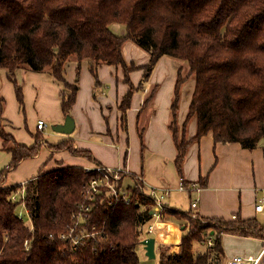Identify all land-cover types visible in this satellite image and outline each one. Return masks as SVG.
<instances>
[{
	"label": "trees",
	"instance_id": "obj_1",
	"mask_svg": "<svg viewBox=\"0 0 264 264\" xmlns=\"http://www.w3.org/2000/svg\"><path fill=\"white\" fill-rule=\"evenodd\" d=\"M111 24L124 25L125 33H116ZM126 41L148 54L143 66L125 59ZM164 55L188 64V74L177 72L167 125L175 146L174 165L186 186L187 149L202 135L210 133L214 142H238L246 149L264 142V0H0V69L13 82L22 109V88L15 77L18 68L47 72L69 88V93L59 92L66 116L76 99L83 61L94 88L99 84L100 65L121 66L127 90L117 107L124 126L137 90L129 73L144 67V80ZM69 61L76 63L72 83L65 77ZM189 74L194 86L179 127L181 85ZM4 104L0 94V139L11 156L9 168L36 155L42 142L38 133L31 145L17 141L5 127ZM191 119L195 130L188 138ZM48 147L52 153L65 149L101 165L88 149L74 148L70 139ZM98 174L81 165L60 163L23 183L4 185L0 175V264H140L138 241L154 201L136 185L129 186L128 202L112 197L106 186L88 197L89 180ZM81 204L89 209L76 225ZM20 208L29 224L20 217ZM168 214L183 226L177 242V251L181 249L168 264H222L225 233L264 239V223L256 216L203 217L189 206L165 204L158 219ZM71 227L76 233H95L74 244L60 238ZM209 236L211 245H207ZM194 243L204 249L194 253ZM159 256L157 247L158 264H165Z\"/></svg>",
	"mask_w": 264,
	"mask_h": 264
},
{
	"label": "crops",
	"instance_id": "obj_2",
	"mask_svg": "<svg viewBox=\"0 0 264 264\" xmlns=\"http://www.w3.org/2000/svg\"><path fill=\"white\" fill-rule=\"evenodd\" d=\"M162 59L163 57H160L155 65H159ZM0 70L2 71H0V94L5 99L2 116L6 129L14 135L17 141L27 145L35 142L34 135L37 133L41 136L40 141L42 142L36 155L24 158L14 167L8 168L11 156L2 147L0 139V175L4 180V185H9L23 183L38 172L49 169L50 165L56 166L57 162L63 163L55 158L59 151L52 153V149L48 147V144L53 143H47L46 138H44L43 134L46 127L42 130L38 129L36 124L34 127L35 119L36 122L42 118L59 120L60 122V119L65 117L61 110L59 96V92L63 87L60 82L54 80L47 72L22 70L21 80L23 81L21 88L23 111L25 112V117L22 118L13 82L6 77L4 70ZM153 70L149 76L153 77L151 85L156 86L154 104H152L148 113L143 112L141 104L144 93H142L141 89L145 91L147 87H137V90L132 95L130 107L126 111L125 125L122 126L120 123V110L116 102L120 100L123 93L127 90V84L122 82L120 72H116L110 65H100L98 67V86L101 88L100 93H96L94 92L96 87L94 88L93 80L87 70V62H83L80 78L82 81H88L89 83V91L85 95L84 100L89 112L80 108L78 115L81 117V122L84 118H87V121L89 120L90 122L99 121L100 119V122L105 126L104 130H100L102 133L104 132L103 136L101 135V140H105V144L101 146V144L90 141L92 132L90 130L93 129H89L90 133L87 135L86 140L80 139L79 142H76L71 137L65 139H70V143L74 148L88 149L93 159L101 165L121 168L125 172V176L132 180L134 177L142 178L145 192L147 190L149 192L152 187L155 188V192H159V189L163 186L170 187V193L164 200L166 205L180 208L189 206L194 213L203 217H223L227 219L232 214H239L242 218L257 217L258 213L253 210V202L264 189V142L253 149H246L238 142H214L210 133L202 135L198 141L192 142L187 149L183 164V177L189 181V184L183 190L178 189L177 183L180 177L174 165L175 146L167 126L176 78H173L172 75L170 87L166 90V95L163 96L164 98L161 101L158 98L160 91L157 87V82H154L155 78L153 75L155 70ZM114 73H118L119 80ZM142 73L140 70L130 72L129 76L133 84L139 83V80L142 81V76H140V74L143 75ZM69 75L71 79H66L68 81L74 80L75 63L73 70L70 68ZM15 77H18L16 73ZM147 80L148 78L144 79L143 84ZM79 91L80 88L71 108L74 128L76 124H80V120L75 117L76 102L80 100ZM181 93L180 104H182L183 109L185 107V110H187L192 89L189 88L187 96L185 90L182 89ZM117 98L119 99L117 100ZM183 102L185 103L184 107ZM27 106H34L37 110L36 115L33 114V111H29ZM97 107L99 109L97 110L98 115L95 111ZM185 110L183 111L184 114H186ZM141 118L142 145L138 141L136 130V123H139ZM131 125H133L132 130ZM194 130L195 120L190 125V136L193 135ZM130 138L133 141L132 146H130ZM109 146H114L115 149L109 148ZM64 151L67 153H65V158H68L74 164L87 167L92 166L94 163L79 155L71 154L68 156L70 152L65 149ZM192 202H195L194 206H191ZM153 220L155 221V233L148 234V236L144 233L142 236L144 238L142 242L144 243L139 246L146 258L152 260L154 264H158V260L157 263L155 260L157 258L156 246L164 238V228H175L178 239H181L183 231L180 229L181 225L178 224L172 215H166L163 220L157 218ZM148 238H155L154 250L156 255L154 258L149 257L147 254ZM254 238L252 236L229 235V233L223 234L221 240L223 254H226L227 257L235 254H256L260 249L259 244H262V239L255 238L259 244L254 250L249 246L248 240H254ZM203 249V246H197L196 253ZM220 261L225 263L226 260L220 258Z\"/></svg>",
	"mask_w": 264,
	"mask_h": 264
},
{
	"label": "rangeland",
	"instance_id": "obj_3",
	"mask_svg": "<svg viewBox=\"0 0 264 264\" xmlns=\"http://www.w3.org/2000/svg\"><path fill=\"white\" fill-rule=\"evenodd\" d=\"M110 28L113 31H115L116 33H120V34L125 33V26L122 25V24H111ZM123 53H124L125 59L128 62L132 61L134 65L136 64V65H139V66H143V64H145L147 62V60H148L147 59L148 54L143 49L139 48L138 46H136L131 41H126L124 43ZM162 57H163V59L160 61L159 65H155L154 66L155 67V69H154L155 71L153 70L154 71V75L153 76L155 78L154 82H157V87H158V89L160 91V95L158 94V96H159L158 98L161 101L164 98L163 96L166 95V90L170 87L169 85H170V79H171L172 75H173V78H176L178 70L180 71L181 75H183V76H185V74H188L187 73L188 72V64H187L186 61L175 59V58H173L171 56H168V55H164ZM69 62L70 63L67 62L68 64L66 63V65H65V77L68 80L71 79L70 75H69V70H70V68H72V70H73L74 63H75L74 61H72V62L69 61ZM83 62H86V61H83ZM82 63H81V65H82ZM75 66H76V63H75ZM113 66L114 65H110V67L112 69L114 68V70L116 72L117 71L120 72V78H121L122 82H124V79H123L124 75H123V71H122L121 66H114V67ZM22 70H24V69H22V68L16 69V74L18 76L16 79H17V83L20 84V85H22V81H23V80H21ZM135 70H140L141 72H144L145 68L144 67H140V68L135 69ZM114 74H115V77H117V79L119 80L120 78L117 76L118 73H114ZM140 76H142V75L140 74ZM73 78H74V76H73ZM147 78H148L149 81L147 80L146 82H144V84H143V80L142 81L139 80V83L134 84V86H137V87H140V88H142V86H143V88L147 87L145 91L141 89L142 93H144V98H143V102H142L141 106L143 107V112H145V113H148L150 111V109L152 107V104H154V98H155V94H156L155 89H154L156 86L151 85L153 77L148 76ZM145 80H146V78H145ZM68 82L72 83L73 80H70ZM60 83H61V86L63 87L62 90H64V92H66V93H69L70 89L66 88L63 85L62 82H60ZM78 84H79V88H80V91H79L80 100L76 102V107H75L76 108V113L75 112L74 113H75V117L78 120H80V124H76L75 128L73 129L72 132H70V133H62V132L54 130V126L63 123L64 120H65V117L61 118L60 122H59V120H54V119L46 120V119L42 118L44 120V122L46 123V128L44 129L45 131H44V134H43L44 138H46L47 143H56L59 140L65 139V138H68V137H71L76 142H79L80 139L86 140L87 135L90 133V131H92L91 132L90 141H94V142H96L98 144H101V146H103L105 144V140H101V135L103 136L104 132L102 133L100 130H102V129L104 130L105 126L102 124V122H100V119H99V121L90 122L89 120L87 121V118H84L83 121L81 122V117L78 115L79 114L78 111L80 110V108H82L83 111L89 112L88 111V106L87 105L85 106V104H84L85 95L89 91V83H88V81H86V82L82 81L81 78H80V74H79ZM90 86L92 87V85H90ZM181 86H182L181 91H182V89L185 90L186 96L188 95L189 88L193 90L194 79H193L191 74H189L187 76V78L185 79V81L183 82V84ZM95 87H96V90L94 89L95 91L94 90L93 91L96 92V93H100V88L101 87L98 86V85L95 86ZM181 98H182V93L180 95L179 106H178V111H177V124H178L179 127H181V124H182V122L184 121V118H185V114L183 113V111L185 110L184 104L186 103V101H185V103L183 102V107H184V109H183L182 108V104H180L181 103ZM118 99L119 98H117V100ZM118 102H119V100L116 102V104H118ZM27 108H28L29 111H33V114L36 115L37 110H36V108L34 106H31V107L27 106ZM97 110H99L98 107L95 110L97 115H98V111ZM19 111H20V114H21L22 118H24L25 117V112L23 111V109L21 107H19ZM70 115L72 116L71 113H70ZM193 120L194 119L189 120L188 125H187V131L186 132H187V137L188 138L190 137V125L192 124ZM140 123H142V118L140 119L139 123L138 122L136 123L137 124L136 130H137V134H138L137 135L138 141L140 143H143V141H141L142 138H143V133H142V131H140ZM35 124H36V119L34 120V127H35ZM132 127H133V125H131V130H132ZM89 129H93V130L89 131ZM108 131H110V130H108ZM40 138H41V136H39V142H41ZM129 140H130V146H132L133 145L132 138H130ZM113 145H115V144H113ZM109 148L115 149L114 146H109ZM131 150H132V147H131ZM65 153H66V151L61 150V151H59L56 154L55 158L58 161L61 160L63 162L62 163L63 165H80V164H74L73 162H70L68 160V158H65L66 157ZM70 155H71V153L68 156H70ZM73 157H74V155H73ZM81 157H83V156H81ZM58 165H60V162L59 163L57 162L56 166H58ZM95 165L96 164L93 163L92 166H95ZM56 166H53V165L51 166L50 165L49 168L56 167ZM45 170H47V169H45ZM108 180L115 188L121 189L124 192H129V186L130 185L131 186L132 185H136L137 186V184H138V180L136 178H134L132 180L131 178L126 177L125 176V172L122 169H120V170H112L111 174L108 177ZM146 192H148V190ZM168 215H170V214H168ZM165 217H164V219H165ZM22 218H23L24 221H26V223L29 224V217H28V215L26 213L22 212ZM154 218H155L154 216H151V218L147 222L144 223L143 227L147 228L148 224H150ZM257 219L260 222L264 223V217L261 214H257ZM177 228H179V226H177ZM154 233H155V229L153 228L151 232L146 233V234L148 236V234L150 235V234H154ZM229 235H233V234H229ZM179 237H180V233H179ZM226 238H230V237H226ZM248 240H249V246L251 247V249L256 250V248H257V246L259 244L258 240H256L255 238H254V240L253 239H248ZM199 245L203 246L200 243H194V247H193L194 253H196L197 246H199ZM260 246H261V244H259V248H260ZM157 247H158V244L156 246V249H157ZM141 250H142L141 247L138 245V252H139V256H140V264H154V262L152 260H149L148 258H146V255L142 254ZM226 257H227L226 254H222L221 255V259L224 258L226 260ZM157 259L158 258L155 259L156 263H157ZM222 263H224V262H222Z\"/></svg>",
	"mask_w": 264,
	"mask_h": 264
},
{
	"label": "built area",
	"instance_id": "obj_4",
	"mask_svg": "<svg viewBox=\"0 0 264 264\" xmlns=\"http://www.w3.org/2000/svg\"><path fill=\"white\" fill-rule=\"evenodd\" d=\"M36 127L38 129H44L46 127V123L43 119H38L36 122ZM86 170H92L94 169L99 174L94 176L89 180V183L86 187L85 193L88 197L94 196L95 193L100 191V186H106L111 194L112 197L121 196L123 200L126 202L129 201L130 194L129 192H124L121 189L115 188L108 180L109 175L111 174L112 170H120L121 168H112V167H106L103 165H95V166H87L85 167ZM135 178V177H134ZM138 180L137 186L143 191L144 194L149 195L153 201L154 206L152 207L151 215L155 218H159L161 210L165 206V197L170 193L171 188L163 186L161 189H159V192H155V188L152 187L149 192L144 191V186L142 182V178L136 177ZM177 188L180 190H183L185 188V185L183 183L182 178H179L177 183ZM195 202L191 203V206H194ZM24 209V206L22 207ZM89 209V205L81 204L79 205V210L76 214V221L75 224L77 225L82 220V214H86V211ZM253 210L255 213L261 214L264 217V189L262 192L255 198L253 202ZM22 212L24 213V210L20 209L19 214L20 217H22ZM232 218H235V215L232 214ZM23 219V218H22ZM154 220L148 224V227L145 228V233H149L152 231V229H155ZM95 231H81L80 233H76L73 231V228H69L66 232H63L60 234V238H69L70 241L74 244L79 243L80 241H83L85 238L89 236H93ZM142 236L140 240L138 241V245H143L144 242H142ZM212 238L209 236L207 238V245H211ZM224 264H264V239H262V244L259 249V251L256 254H250V255H242V254H235L230 257H228Z\"/></svg>",
	"mask_w": 264,
	"mask_h": 264
},
{
	"label": "water",
	"instance_id": "obj_5",
	"mask_svg": "<svg viewBox=\"0 0 264 264\" xmlns=\"http://www.w3.org/2000/svg\"><path fill=\"white\" fill-rule=\"evenodd\" d=\"M74 129V120L71 115H66L65 120L63 123L54 126V130L62 132V133H70ZM152 211H150V214ZM183 229V226L180 227ZM164 238L158 243V249L160 254V260L168 264L169 260L177 255L180 249L177 251V232L176 229L171 228H164ZM152 242L153 238L147 239V254L150 257L152 251ZM181 243V242H180Z\"/></svg>",
	"mask_w": 264,
	"mask_h": 264
},
{
	"label": "bare ground",
	"instance_id": "obj_6",
	"mask_svg": "<svg viewBox=\"0 0 264 264\" xmlns=\"http://www.w3.org/2000/svg\"><path fill=\"white\" fill-rule=\"evenodd\" d=\"M154 241H155V238H153V242H152V251H151V255L150 257L154 258L155 257V250H154ZM146 247V246H145Z\"/></svg>",
	"mask_w": 264,
	"mask_h": 264
}]
</instances>
